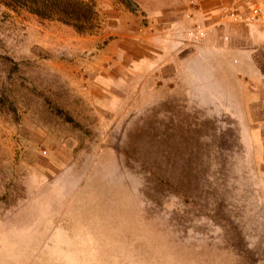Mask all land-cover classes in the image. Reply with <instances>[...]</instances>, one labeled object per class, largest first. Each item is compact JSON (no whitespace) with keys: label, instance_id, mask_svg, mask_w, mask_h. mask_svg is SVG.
<instances>
[{"label":"rangeland","instance_id":"1","mask_svg":"<svg viewBox=\"0 0 264 264\" xmlns=\"http://www.w3.org/2000/svg\"><path fill=\"white\" fill-rule=\"evenodd\" d=\"M84 1L94 33L0 0V264H264V80L155 64L264 3Z\"/></svg>","mask_w":264,"mask_h":264},{"label":"crops","instance_id":"2","mask_svg":"<svg viewBox=\"0 0 264 264\" xmlns=\"http://www.w3.org/2000/svg\"><path fill=\"white\" fill-rule=\"evenodd\" d=\"M261 1L264 3V0ZM223 20L227 22L226 26L213 35L211 33L209 38L207 36L203 42L199 41L200 43L192 42L188 35L183 43L182 35L176 31L167 34L161 32L156 39V47L160 51L156 50L158 53L155 64L182 65L188 71L189 76L193 78L200 76L203 79V75H206L203 71L205 73L209 71L205 65H223L231 70L242 71L243 74L250 71L259 79L264 80V70L260 66L264 65L261 57L264 53V20L249 24L246 28L242 26V23L240 25L235 23L237 26L233 32L228 28L232 23L227 19ZM243 74L238 72L234 78L237 81L239 78L241 80ZM207 85H209L208 82L204 81L199 84L201 88ZM214 86H217V91L213 88V94L216 92L219 96L229 95L227 85L220 83ZM255 95L258 93L255 92Z\"/></svg>","mask_w":264,"mask_h":264},{"label":"trees","instance_id":"3","mask_svg":"<svg viewBox=\"0 0 264 264\" xmlns=\"http://www.w3.org/2000/svg\"><path fill=\"white\" fill-rule=\"evenodd\" d=\"M11 8H20L39 17L59 20L80 33L100 29V12L94 2L84 0H1ZM99 20V21H98Z\"/></svg>","mask_w":264,"mask_h":264},{"label":"built area","instance_id":"4","mask_svg":"<svg viewBox=\"0 0 264 264\" xmlns=\"http://www.w3.org/2000/svg\"><path fill=\"white\" fill-rule=\"evenodd\" d=\"M263 14H264V10L262 6L259 4H253L247 19L254 21V20L261 18Z\"/></svg>","mask_w":264,"mask_h":264}]
</instances>
